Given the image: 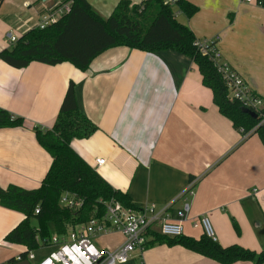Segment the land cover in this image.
<instances>
[{
	"label": "crops",
	"instance_id": "obj_1",
	"mask_svg": "<svg viewBox=\"0 0 264 264\" xmlns=\"http://www.w3.org/2000/svg\"><path fill=\"white\" fill-rule=\"evenodd\" d=\"M88 1L107 18L121 0ZM190 1L198 12L188 17L177 10L176 18L199 39H217L222 62L264 99V6L244 0ZM63 4L2 0L0 53L11 49L10 33L20 38L50 14L59 19ZM71 80L80 110L97 126L92 136L73 139L71 145L104 179L127 192L134 208L155 204L161 209L173 203L168 215L178 220V210L188 203L184 236L200 239L202 229L192 224L207 216L222 246L264 250L263 142L256 133L243 139L215 104L197 64L172 49L114 46L93 58L86 70L70 62L38 61L15 68L0 57V107L25 120L22 126L0 128L2 187L40 186L52 156L39 143L35 127H53ZM98 158L106 162L96 168ZM191 182L192 192L182 196ZM24 218L0 204V264L18 261L25 251L6 239ZM96 237H108L110 249L124 241L119 231ZM43 255L36 252L37 259ZM125 264L220 263L182 245L155 242L134 251Z\"/></svg>",
	"mask_w": 264,
	"mask_h": 264
},
{
	"label": "trees",
	"instance_id": "obj_2",
	"mask_svg": "<svg viewBox=\"0 0 264 264\" xmlns=\"http://www.w3.org/2000/svg\"><path fill=\"white\" fill-rule=\"evenodd\" d=\"M63 1L71 4L69 12L45 28L36 27L26 32L11 49L0 53L1 59L15 68L38 61L50 65L70 62L86 70L93 58L114 46L124 45L148 52L176 50L197 64L203 84L212 90L220 112L238 129L249 132L256 128L254 133L264 145V123L260 124L264 119V104L252 109L256 112L253 116L245 112L241 101L230 99L223 74L210 55L196 44L199 38L176 18L177 10L192 17L199 10L197 5L190 0H177L173 6L166 0H143L139 4L121 0L112 14L104 18L88 0ZM22 125H25L22 117L0 107V128ZM96 130L97 126L80 110L75 83L71 80L53 127H35L39 143L52 156L51 166L40 186L26 189L14 184L6 188L0 185V204L25 215L6 236L8 241L25 246L22 259L28 258L31 251L38 252L50 246L49 240L54 234L66 235L92 217L103 215L107 203L113 199L133 207L130 195L104 179L71 145L73 139L89 138ZM65 192L76 194L83 200V206L78 210L64 206L61 196ZM34 217L37 226L31 222ZM155 242L182 245L220 264L241 260L264 263V250L258 252L239 244L222 246L207 235L200 239L184 235L167 237L154 231L147 245ZM15 261L13 258L9 264Z\"/></svg>",
	"mask_w": 264,
	"mask_h": 264
},
{
	"label": "built area",
	"instance_id": "obj_3",
	"mask_svg": "<svg viewBox=\"0 0 264 264\" xmlns=\"http://www.w3.org/2000/svg\"><path fill=\"white\" fill-rule=\"evenodd\" d=\"M2 0H0L1 3ZM172 6L177 0H166ZM247 3H257L264 6V0H244ZM71 4L66 2L60 8L62 16L69 12ZM58 19L50 14L39 23L38 27L45 28ZM18 38L9 34V41L13 44ZM217 39H198L196 44L200 49L210 55L218 70L223 74L226 81L229 97L237 99L249 109L256 110L263 106L264 100L256 95L245 82L244 78L221 60V54L216 48ZM264 123V119L260 124ZM256 128L249 132L240 128L243 139L248 138ZM96 168L102 166L106 159L98 158L95 161ZM193 182L185 189L182 196L191 193ZM61 203L74 210L83 206V200L76 194L65 192L61 196ZM173 203L158 209L155 204H147L141 209L125 206L117 200L107 203L105 213L101 216L92 217L87 223L80 224L69 230L66 235L54 234L49 240V252L36 258V252L31 251L28 255L34 264H125L129 261L134 251H143L152 239V232L156 231L167 237L184 235L183 220L190 211V205L186 203L182 210H178V220L169 217V210ZM39 212V210H36ZM194 228H201L204 235L217 240L214 227L207 216H201L193 221ZM119 231L124 236L123 243L115 249H99L92 241L93 237ZM24 260L18 257V261Z\"/></svg>",
	"mask_w": 264,
	"mask_h": 264
},
{
	"label": "rangeland",
	"instance_id": "obj_4",
	"mask_svg": "<svg viewBox=\"0 0 264 264\" xmlns=\"http://www.w3.org/2000/svg\"><path fill=\"white\" fill-rule=\"evenodd\" d=\"M32 224L37 226L38 225V221L37 219L34 217L32 218ZM93 243L99 248V249H105V250H109L110 249V242L108 240V237H93L92 238ZM50 248L46 247V248H42L41 250H39L37 252V256L40 254H46L47 252H49Z\"/></svg>",
	"mask_w": 264,
	"mask_h": 264
},
{
	"label": "water",
	"instance_id": "obj_5",
	"mask_svg": "<svg viewBox=\"0 0 264 264\" xmlns=\"http://www.w3.org/2000/svg\"><path fill=\"white\" fill-rule=\"evenodd\" d=\"M244 110H245V112H248V113H250L253 116H256V112L255 111H253V110H251V109H249L247 107H245ZM14 264H33V263L29 259H24V260H21V261H16Z\"/></svg>",
	"mask_w": 264,
	"mask_h": 264
}]
</instances>
